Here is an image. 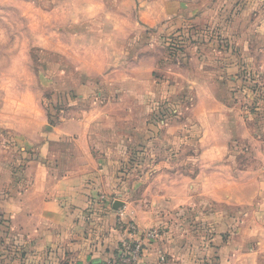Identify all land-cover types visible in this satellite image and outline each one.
Masks as SVG:
<instances>
[{"label":"rangeland","instance_id":"374dc122","mask_svg":"<svg viewBox=\"0 0 264 264\" xmlns=\"http://www.w3.org/2000/svg\"><path fill=\"white\" fill-rule=\"evenodd\" d=\"M111 141L123 155L101 184L61 188L72 149ZM44 176L60 200L87 195L92 227L95 201L115 210L102 264L135 243V264H216L218 227L228 242L264 202V0H0V264L68 259L65 241L27 249L38 214L11 216Z\"/></svg>","mask_w":264,"mask_h":264},{"label":"crops","instance_id":"0c3cea01","mask_svg":"<svg viewBox=\"0 0 264 264\" xmlns=\"http://www.w3.org/2000/svg\"><path fill=\"white\" fill-rule=\"evenodd\" d=\"M122 142L106 143L105 147H98L93 152L90 149L84 148L72 149V152L65 157V160L61 163L67 165L69 158H74L76 161V167L72 168L75 175L66 176L63 180H60L58 184L61 188L74 190L77 186L86 187L88 177L90 173L100 176L96 180L99 184L105 177L112 171L115 165L116 156H122L123 151L120 149ZM70 163V162H69ZM40 169V168H39ZM50 177L44 176L42 181H38L37 184H33V181H27V189L31 197H27L26 212H19V200L16 197L10 198V210L13 218L19 216H25L26 219L34 221L35 214L39 215L40 221L45 225L40 230H36L31 233L27 231V236L30 241H27V249L30 252L43 253L46 250L49 251L56 245H61L63 241L69 244V249L66 251L64 257L65 261L49 260V261H35V258L28 262L29 264H102V260L105 258V251H112L117 244L116 233L114 232V209H110L108 204L104 201L103 204H98L99 213H95V217L98 219V227H92L86 219L84 212L87 203V195L82 194V198L79 202L71 196L73 203L66 201L63 198V191L52 189L50 185ZM40 183V184H39ZM47 184V185H45ZM264 185V182H263ZM88 186V185H87ZM50 191L53 192L55 199L51 200L49 196ZM264 191V186L261 192ZM85 192H87L85 190ZM260 192L257 188V193ZM255 195L257 197L258 195ZM35 194L42 197V207L40 212L34 211L35 206ZM46 194V195H45ZM49 194V195H48ZM67 196L68 193H65ZM58 198L60 201H55ZM221 199V198H220ZM258 200V199H257ZM264 200V198H263ZM52 201V202H51ZM3 201L0 200V203ZM89 202V201H88ZM103 202V201H102ZM4 204H7L4 201ZM64 204L66 208L73 210L76 206L79 208L78 214L70 215L65 214L62 209ZM251 202L250 209L246 211H238L235 213L240 216V221L237 223V227L229 237L228 242H224V230H221L219 226V236H217V247L208 249V254L211 256L218 255L217 258L211 257L216 264H264V202L262 204ZM81 205V206H80ZM3 208H8V205H2ZM239 214V215H238ZM106 219V220H105ZM27 220V221H28ZM41 224V225H43ZM102 224V226H101ZM113 231V232H112ZM112 232V233H109ZM62 241V242H61ZM112 243V245H111ZM109 249V250H108ZM205 251V250H204ZM206 252H204L205 254ZM207 254V253H206ZM148 262V263H147ZM154 262V261H152ZM141 264H149V260H143Z\"/></svg>","mask_w":264,"mask_h":264},{"label":"built area","instance_id":"2783aa9c","mask_svg":"<svg viewBox=\"0 0 264 264\" xmlns=\"http://www.w3.org/2000/svg\"><path fill=\"white\" fill-rule=\"evenodd\" d=\"M133 229H135V226H133ZM156 234L149 231L146 233L147 237H154ZM143 252V245L142 243H135L134 245H127V247H123L119 251V262H116L115 264H135L139 256ZM162 263H165V256H161Z\"/></svg>","mask_w":264,"mask_h":264},{"label":"water","instance_id":"95a60500","mask_svg":"<svg viewBox=\"0 0 264 264\" xmlns=\"http://www.w3.org/2000/svg\"><path fill=\"white\" fill-rule=\"evenodd\" d=\"M118 205H120V203L118 201L115 202L114 206L118 207Z\"/></svg>","mask_w":264,"mask_h":264}]
</instances>
